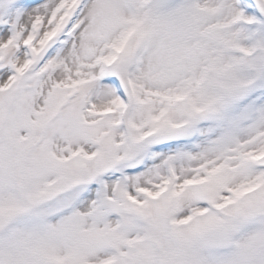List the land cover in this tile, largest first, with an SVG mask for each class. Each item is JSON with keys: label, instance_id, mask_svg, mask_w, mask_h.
<instances>
[{"label": "snow or ice", "instance_id": "obj_1", "mask_svg": "<svg viewBox=\"0 0 264 264\" xmlns=\"http://www.w3.org/2000/svg\"><path fill=\"white\" fill-rule=\"evenodd\" d=\"M0 264H264V0H0Z\"/></svg>", "mask_w": 264, "mask_h": 264}]
</instances>
